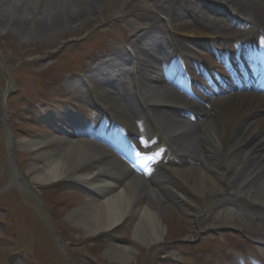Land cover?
Masks as SVG:
<instances>
[{
	"label": "rangeland",
	"instance_id": "374dc122",
	"mask_svg": "<svg viewBox=\"0 0 264 264\" xmlns=\"http://www.w3.org/2000/svg\"><path fill=\"white\" fill-rule=\"evenodd\" d=\"M71 1L79 4L86 17L75 24L62 19L58 27L39 32L17 20H26V15L34 12L39 15L46 4L32 5L26 11H21V7L28 4L27 0L14 1L17 9L7 2L0 4V264H264V238L260 236L264 234V220L251 213L259 210L254 209L253 202L238 197L213 202L191 192L179 180L175 189L184 191L185 197L181 201L169 197L163 200L160 218L165 229L163 239L146 247L133 240L137 221L134 214L95 236H86L81 227L71 222L69 214L97 195L76 179L77 173L91 171L90 167L78 168L69 178L49 184L33 180L36 174L33 166L44 164L41 153L54 149L57 142L26 152L19 140L59 134L55 131L66 124L67 113L83 121L96 119L98 113L88 103L93 87L87 75L91 68L109 60V56L127 53L129 60L118 68L107 69L103 76L107 82L118 74V87L132 93L133 98L136 91L151 99L167 95L160 87L149 88L145 78V81L138 78L139 90H135L132 81L139 75L140 65L145 62L142 60H153L135 46L136 35L148 26L147 17L155 15V3L164 0H100L94 7L85 0H51L46 9L62 17ZM144 2L146 5H141ZM216 4L228 9L224 4ZM231 21L246 28L241 15L234 14ZM6 90L9 95L5 103ZM75 103L80 104V110L74 108ZM5 107L7 121H4ZM151 109L143 111L152 127L150 131L155 135L156 128L162 132L152 149L164 150V159L179 158L176 150L181 139L176 144L169 133L177 128L165 125ZM179 125L183 129L196 127L191 119ZM9 128L14 136L13 156L6 142ZM141 141V153L146 154L149 140ZM12 167L18 170L17 178L12 175ZM146 202L144 195L135 202V207ZM228 221L235 222L238 228L217 226ZM112 244L132 246L134 253L129 259L112 258L106 254Z\"/></svg>",
	"mask_w": 264,
	"mask_h": 264
},
{
	"label": "bare ground",
	"instance_id": "6f19581e",
	"mask_svg": "<svg viewBox=\"0 0 264 264\" xmlns=\"http://www.w3.org/2000/svg\"><path fill=\"white\" fill-rule=\"evenodd\" d=\"M14 1L21 0H0V4L7 2L17 9ZM49 1L27 0L28 4H24L21 11L30 9L32 5L46 6L39 15L34 12L26 15V20L19 18V24L23 20V25H29L32 31L39 32L58 27L63 20L75 24L86 17L84 10L73 1L64 8V16L60 17L52 9H46ZM85 2L94 7L100 0ZM145 2L141 5H146ZM216 3L224 4L229 10ZM154 6L156 13L147 17L149 24L137 33L135 46L142 55L155 61V64L147 61V68L142 71L149 88L160 87L167 95L158 99L147 98L145 101L139 97L128 99L126 96L123 102L117 103L112 90L118 89L115 88L118 85L107 82L103 77L104 72L113 67L118 68L129 59L127 53L109 56V60L103 61L98 68H91L87 75L93 87L88 103L97 109L96 119L84 123L81 119L67 115L65 127L55 131L60 135L19 140L21 149L26 152L57 142L54 149L41 153L44 164L33 166L32 169L36 171L33 180L49 184L69 178L83 166L91 168V171L77 173L76 179L87 184L97 195L69 214L71 222L81 227L86 236H95L103 230L112 229L128 214H134L137 221L133 228V240L146 246L160 242L165 233L160 220L163 200L169 197L180 201L185 197L184 191L175 189L179 180L191 192L200 193L213 202L234 197L253 202L256 204L254 209L259 210H252L251 213L263 221L264 100L258 96L243 95L233 98L227 93L202 106L197 101L187 100L167 85H177L190 97L189 89L180 80V62L183 61L189 67L198 65L204 70L200 79L203 83L204 77L209 87L200 85V81L192 83L201 97L217 89H226L224 84L231 86L234 78L231 68H239L247 63L264 65L263 58L254 53L256 48L264 50V0H164L162 3L156 2ZM45 13L48 14L44 16ZM234 14L245 19L242 25H246V28L238 27L231 21ZM41 17H45V21ZM250 37L253 43H242L246 45V50H242V45L237 46L238 43L234 41L237 39L242 42ZM155 53H158V57ZM242 102L244 104L240 108ZM126 103L130 108H127ZM149 103H152L151 110L156 111L165 125L177 128L171 129L169 133L176 144L181 142L177 151L181 160L156 159L154 164L158 167L150 170L149 181H145L140 172L127 168L113 155L107 154L106 145L136 141L135 135L139 130L133 117L141 123V134L145 137H141V140L152 139V127L142 107ZM162 104L165 108H159ZM184 109H190L192 113L201 112L197 120V126L200 127H178L180 122L194 117ZM208 109L216 110L215 114L209 116ZM202 111L205 113L202 114ZM103 120H107L108 124L105 136L99 137L96 128H101ZM112 126L116 128V134L113 141H109L107 137H110ZM64 135L70 137L65 139ZM14 172L18 177V170L14 169ZM144 195L147 196L146 204L136 208L135 202ZM217 226L238 228L235 222L229 221ZM260 236L264 238V234ZM133 253L132 246L112 244L106 250V254L115 259H129Z\"/></svg>",
	"mask_w": 264,
	"mask_h": 264
}]
</instances>
